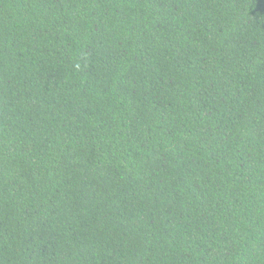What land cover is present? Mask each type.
Listing matches in <instances>:
<instances>
[{
	"label": "trees",
	"instance_id": "16d2710c",
	"mask_svg": "<svg viewBox=\"0 0 264 264\" xmlns=\"http://www.w3.org/2000/svg\"><path fill=\"white\" fill-rule=\"evenodd\" d=\"M0 264H264V0H0Z\"/></svg>",
	"mask_w": 264,
	"mask_h": 264
}]
</instances>
